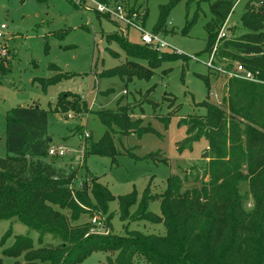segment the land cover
<instances>
[{"label": "rangeland", "instance_id": "374dc122", "mask_svg": "<svg viewBox=\"0 0 264 264\" xmlns=\"http://www.w3.org/2000/svg\"><path fill=\"white\" fill-rule=\"evenodd\" d=\"M96 1L103 3L100 0ZM169 1L105 0V4L109 6L113 4L123 6L130 19L135 11L138 12L145 31L161 35L167 44L182 56L174 61H163L155 69L145 60H133L148 70L147 72L126 65L132 61L122 49L114 42L107 43V37L116 35L123 37L130 44L140 45L141 32L133 27H125L114 18L100 15L96 6L89 1L84 6H78L71 0H0V26L6 27L0 30L3 34L0 38V65L3 64L5 70L4 73L0 70V158L6 159L10 156L5 144L6 120L9 113L19 107L32 106H39L47 111V135L51 148L59 147L69 151L63 158L55 157L57 160L55 166L76 171V178L67 187L75 203L81 206L80 208L84 205L77 200L79 196L77 191L83 189L86 182L88 186L84 198L95 206L85 205L84 208L88 211L81 212L77 219L71 220L74 215L71 210L54 205L53 208L68 218L72 226H88L91 233L101 235L124 236L126 231H129L165 238L168 230L163 222L160 202L167 186V179L169 177L180 179L183 183L182 193L190 191L193 186L199 187L201 181L207 184L212 181L209 171L207 172L205 168L217 155L214 149L210 148L208 129L206 132L199 129L203 127L198 124L202 121V115H205L201 104L218 107L225 113V120L222 123L228 139L231 138L228 132L241 121L239 118L235 123L230 117L232 111L229 102L241 94V86L245 85L238 84L223 71L216 70L232 69L233 62L217 53L215 67L209 69L205 66L210 52L207 50L204 26L211 19V4L217 0H181L167 16L166 28L165 26L159 28L156 22L160 7ZM248 1L238 0L233 7L225 28L228 38L236 39L247 34L242 25V17ZM195 17L197 19L193 27L190 31H185L188 23ZM167 54L176 55L171 50L162 55ZM194 57L198 62L192 59ZM122 65L126 66L124 69H131L123 78H101L105 71ZM149 72L152 76L147 79L132 78L133 74L148 76ZM208 75L210 90L204 80ZM53 77L63 79L44 88L43 80L48 81ZM65 77L69 79H64ZM260 92L261 95L264 94V89ZM66 93L79 95L81 101L88 103L90 112L80 116L71 110L67 115L62 112L50 113V110L52 112L55 109L58 97ZM251 100V96L244 97L240 103L239 101L236 103L238 108L247 109ZM120 107L129 110L131 120L135 122V134L126 137L116 135L114 145L119 155L115 162L110 158L88 155L84 164L80 166L76 157L82 155L84 132L91 137L87 143L88 148L90 142H98L106 131L96 113L114 112ZM191 127L194 131L188 133L187 130ZM142 130H146L147 133L139 135L138 132ZM150 130L154 134H151ZM244 130L242 127L240 133H244ZM224 131L219 132L224 134ZM242 149L246 151L245 144H242ZM222 150L227 155L225 162L233 161L229 159L233 152L231 145L227 143ZM126 152L131 153L136 159L145 161L133 160ZM205 153L210 154V159H203ZM149 154L154 155V158L148 161ZM237 159L243 161L241 173H246L247 162L241 157ZM93 183L106 187L114 197L105 215H102L93 199L91 192ZM222 183L221 181L218 185ZM228 183L230 189L236 190V196H232L233 193H229L230 191L215 195H221L229 205L236 198H241L243 201L241 210L245 215H249L252 210L249 181L243 180L237 184L236 180H230ZM148 187L150 194L155 198L146 213V217L152 221L147 218L146 221L144 215H134L137 206L132 208L126 220H121L118 198L135 193L140 202ZM188 199L193 197L189 195ZM59 202L66 205L68 203L66 195H63ZM205 202L208 204L204 211H202L204 206L201 210L190 209L193 204L188 202L183 210L175 209V212L184 220L190 212L197 210L205 215L210 213L211 220L220 205L218 199L216 205L214 201ZM94 218H97L96 222L93 221ZM207 223L200 216V221L196 227L194 226L196 233L208 231L210 225ZM27 235L31 237L36 249L59 244V241L50 235L41 239L17 218L1 220L0 257L5 263L12 264L14 261L4 257L3 252L12 248L20 236ZM244 235L254 236L249 233ZM194 239L197 241V237ZM205 239L206 237H202L199 242H204ZM176 247L173 246L171 251ZM109 259L114 264H124L126 253L96 252L81 264H108ZM19 260L21 264H25L22 257ZM148 263L140 252L132 262Z\"/></svg>", "mask_w": 264, "mask_h": 264}, {"label": "trees", "instance_id": "16d2710c", "mask_svg": "<svg viewBox=\"0 0 264 264\" xmlns=\"http://www.w3.org/2000/svg\"><path fill=\"white\" fill-rule=\"evenodd\" d=\"M100 1L106 3L105 0ZM180 1L170 0L169 3L160 7L157 27L165 26L166 28L167 16ZM237 1L217 0L211 4V19L204 26L208 52H211L219 32L227 22ZM134 13L138 14L136 11ZM196 19L195 17L188 23L185 31H190ZM242 25L247 30V34L236 39H224L218 53L222 57L242 63L254 72L260 71V77L264 80V0L248 1L242 17ZM112 42L116 43L132 61L126 65L134 66L136 70L148 72L133 60H145L155 69L163 61H174L182 57L181 54L164 56L163 53L156 52L145 45L130 44L123 37L116 35L107 37V43ZM112 54L116 55L114 52ZM124 67L126 66L122 65L107 70L101 78H123L131 70L124 69ZM52 68L58 70L56 67ZM0 70L2 73L5 72L3 64L0 65ZM151 76L152 73L149 72L148 76L133 74L132 78L147 79ZM53 78L48 81L43 80L44 88L55 85L63 79ZM204 80L210 90L209 75L204 77ZM237 82L245 86H241V94L239 93L235 100L232 99L229 102L232 111L230 117L235 120V123L239 118L241 121L228 132L231 135L230 139L223 130L222 121L225 120V113L221 112L218 107L201 104L205 115H202V121L198 124L203 126L199 129L204 132L208 129L210 148L214 149L217 155L216 159L210 161L205 168L207 172L209 171L208 174L210 173L212 181L209 184L201 181L199 187L193 186L190 191L182 193L183 183L180 179L172 177L167 179V186L160 202L163 222L168 230L165 238L129 231H126L124 236L101 235L91 233L88 226H72L68 218L60 214L53 206L71 210L74 214L71 220L77 219L81 212L88 211L84 208L85 205L95 207L92 202L84 198L88 184L85 182L83 189L77 191L79 192L77 200L84 204L80 208L81 206L75 203L67 188L76 178V171L56 167L57 160L49 156L51 143L47 135L48 112L39 106L19 107L11 111L6 120L5 143L10 156L6 159L0 158V221L17 218L31 231L37 233L41 239L50 235L59 241V244L36 249L31 237L20 236L14 246L5 250L2 255L12 259L14 261L12 264H21L19 260L21 257L25 264L47 262L81 264L96 252L126 253L124 264H132L138 252L149 261L148 264H264V94H260L264 86ZM250 96L252 100L248 103V108H238L236 102L240 103L241 98ZM70 110L79 116L90 112L88 103L81 101L79 95L66 93L58 97L55 109L52 112L50 110V113L62 112L67 115ZM96 114L106 131L98 142H90L88 148L87 143L91 137L84 139L85 157L95 155L110 158L115 162L119 155L114 145L115 137L117 134L123 137L135 134V122L131 120L129 110L122 107L114 112L100 111ZM242 127L245 130L241 134ZM192 128L187 132L194 131ZM218 130L225 133L221 134ZM149 132L154 134L151 130ZM145 133H147L146 130L138 132L139 135ZM227 143L233 148L231 157H229L233 161L225 162L227 155L222 147H225ZM242 144L246 145V151H243ZM126 154L133 160L136 159L131 153L126 152ZM153 156L149 154L148 161L152 160ZM239 157L247 162L246 173H241L243 161H239L237 159ZM203 159H210V154L205 153ZM230 180H236L237 184L243 180L249 181V191L252 195V210L249 215H245L241 210L243 202L241 198H236L229 205V202L221 195H215L230 191L229 193H233L232 196H236V190L229 188ZM221 181L225 183L218 185ZM91 192H93V199L99 211L105 215L109 204L114 201L111 192L106 187L94 183ZM63 195H66V201H68L66 205L59 202ZM189 195L193 199H188ZM217 199L220 206L216 208L215 216L211 220L210 213L205 215L197 210L190 212L184 220L175 212V209L183 210L188 202L193 204L190 209L201 210L204 206L202 210L204 211L208 204L205 201H214L216 205ZM153 201L155 198L150 194V187L145 190L140 202L135 193L119 197L120 219L126 220L132 208L137 206L133 214L144 215L147 221L146 213ZM200 216L205 223L208 222L210 229L196 233L194 226L196 227L200 221ZM245 233L254 234V236H246ZM194 237H197V241ZM202 237H206L205 241L199 242ZM173 246L177 247L171 251ZM0 264H7L2 257H0ZM108 264L114 263L109 259Z\"/></svg>", "mask_w": 264, "mask_h": 264}, {"label": "built area", "instance_id": "2783aa9c", "mask_svg": "<svg viewBox=\"0 0 264 264\" xmlns=\"http://www.w3.org/2000/svg\"><path fill=\"white\" fill-rule=\"evenodd\" d=\"M76 3L78 6H84L87 1L93 3L96 6V10L99 14L101 15H107L109 18H114L118 23H123L125 27L130 28L133 27L136 30L141 32V44L149 47L150 49H153L156 52L159 53H164L167 50L173 51L175 54H180L177 50L173 49L170 47L167 42L164 40V38L161 35L158 34H151L145 31V29L142 26V21L141 18L138 16V14H133L132 18H128L127 14L120 4H113L112 6H109L105 3H100L96 0H71ZM226 23L224 27L221 29L219 32V35L216 39L215 44L213 45V48L210 52L209 59L205 66L207 68H214V60L215 56L218 53V49L220 47L221 42L224 39H227V34H226ZM6 27L4 25L0 26V30L5 29ZM3 37L2 32L0 31V38ZM193 60L197 61V59L192 58ZM232 61V60H231ZM233 63L231 64L232 69L229 70H221V68H216L218 71H223L229 78L233 80H237L240 82H247V83H253V84H258V85H263L264 86V80L261 79L260 77V71H252L245 67L242 63L238 61H232ZM70 117V116H69ZM90 135H88L86 132L83 134V138L87 139L89 138ZM83 151L82 155L76 157V159L79 161V165L82 166L84 164L85 160V151H86V145L83 142L82 145ZM69 153L68 150H65L64 148H50L49 150V156L51 157H59L63 158ZM94 222L97 221V218L93 219Z\"/></svg>", "mask_w": 264, "mask_h": 264}]
</instances>
